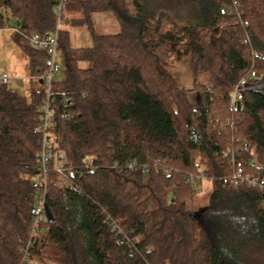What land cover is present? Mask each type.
<instances>
[{
    "label": "trees",
    "instance_id": "16d2710c",
    "mask_svg": "<svg viewBox=\"0 0 264 264\" xmlns=\"http://www.w3.org/2000/svg\"><path fill=\"white\" fill-rule=\"evenodd\" d=\"M201 1L177 26L168 0H118L120 31L110 35L95 32L92 16L114 10L111 0L66 1L63 24L92 33L90 47L73 48L61 29L65 77L54 82L51 133L75 189L61 187L50 166L53 220L31 238L47 56L29 40L55 29L58 1L0 0L38 76L30 99L0 92V264H21L26 253L30 264H264V188L226 181L237 163L264 179V0ZM3 20L0 11V28ZM184 60L191 90L169 71ZM252 72L231 111L230 93ZM202 180L211 184L209 205L188 210Z\"/></svg>",
    "mask_w": 264,
    "mask_h": 264
},
{
    "label": "built area",
    "instance_id": "2783aa9c",
    "mask_svg": "<svg viewBox=\"0 0 264 264\" xmlns=\"http://www.w3.org/2000/svg\"><path fill=\"white\" fill-rule=\"evenodd\" d=\"M58 3L54 9L57 17V23L55 29L47 34H34L30 37V45L32 48L42 51L46 54V68L47 71L42 76L43 86L45 89V99L43 104L37 109L38 118L36 121L35 132L39 135L40 152L38 154V167L40 171L39 184L42 187L39 205L32 209V231L31 238L41 228L42 223L47 219L45 208H46V195L48 188V179L50 166L60 176V186L75 189L73 184L68 179V173L70 168L67 164V156L64 150L59 148V145L51 133V129L54 127L56 118V107L55 104L58 102V98L54 92V82L56 81V75L60 72V65L57 61L58 58V46L61 32V26L64 23L62 18L63 7L67 0H57ZM247 26L248 23L244 22ZM255 77V73L252 72L249 77H245L240 83L233 89L229 95L230 110L235 111L238 102H240L245 94L246 87L248 84V78ZM2 86L7 87L9 83V77L7 74L1 76ZM63 102L67 101V95L61 94ZM65 119H68V115H64ZM255 158V157H254ZM254 166L259 168V164L255 161ZM96 167L94 161L88 160L84 163V168L87 170H93ZM127 167L133 171L137 167V163L130 162ZM237 169L234 173L226 180L232 183L234 186L246 184L252 188H264V179H260L256 175L244 173L242 165L236 164ZM21 264H30L27 253L23 256Z\"/></svg>",
    "mask_w": 264,
    "mask_h": 264
},
{
    "label": "rangeland",
    "instance_id": "374dc122",
    "mask_svg": "<svg viewBox=\"0 0 264 264\" xmlns=\"http://www.w3.org/2000/svg\"><path fill=\"white\" fill-rule=\"evenodd\" d=\"M118 0H111L113 3V6H118V4H115V2ZM148 3L156 4V6H160V4L156 1L158 0H146ZM160 1V0H159ZM168 4H172V14L173 19L175 21V24L177 26H186L189 24L190 16L194 14L195 10H201L199 9L201 0H168ZM199 6V7H198ZM204 6V5H203ZM202 8V7H201ZM113 13L115 16L121 15V10L116 7L113 10ZM11 20H9L8 24L9 26L4 27L3 29L0 28V78L1 76L6 73L7 70L11 71H18L20 74H26L25 70V63L19 58V50H16L13 42L10 39V35L13 31L14 27V20L12 16L10 17ZM110 19V18H109ZM96 28L95 32L97 34H114V32H118L119 28H116L117 31H103V29L99 26L98 20H95ZM61 29L68 30L71 32L72 36V42L71 45L74 47H89L92 44V33L88 29V26H78V27H71L69 24H62ZM57 61L60 65V72L56 75V79L59 81H62L65 77L64 75V65L62 62L61 55L58 54ZM187 61V60H184ZM183 62V61H182ZM179 64V63H178ZM88 64H82V67H87ZM177 66H172L169 68V71L171 73H176L175 68ZM24 68V70H23ZM180 73V71L178 72ZM8 77L10 78V75L6 73ZM174 76V75H173ZM188 78V77H187ZM176 80V79H175ZM188 87H191V84L189 81L187 82ZM187 85H181L182 87L187 89ZM21 86L26 87V83H22ZM22 87V88H23ZM23 97L26 99H30V91L26 92L22 91L20 93ZM191 98L193 96L191 95ZM201 170L205 169L204 166H201ZM196 188L198 189L197 195L190 201L187 202V209L195 212H200L209 205V198L211 194V184L208 180H202L200 183L196 184Z\"/></svg>",
    "mask_w": 264,
    "mask_h": 264
},
{
    "label": "crops",
    "instance_id": "0c3cea01",
    "mask_svg": "<svg viewBox=\"0 0 264 264\" xmlns=\"http://www.w3.org/2000/svg\"><path fill=\"white\" fill-rule=\"evenodd\" d=\"M118 7V6H117ZM120 9V6L118 7ZM1 13H3L4 15V20H3V25L1 27V29H3L6 26H9L8 22L11 17L9 11L7 8H1L0 9ZM110 18V19H109ZM98 20L99 26L103 29V31H117L116 28H119L120 31V23L118 21V17L114 15L113 10L112 11H108L105 13H97L94 14L92 16V21H93V26L94 28H96V24H95V20ZM15 22V21H14ZM71 27H78V26H71ZM15 30V23H14V27H13V31L10 35V39L13 42L16 50H19V58H21V60L25 63L26 67V74H20L18 73V71H11V70H7L6 73H8L10 75L9 78V83L7 85L6 88H4L2 86V81L0 78V92L3 91H11V92H15L19 95H21L20 93L22 91L28 92L30 91V97L32 95L33 89L35 87V81H38V76H34L30 73L29 68H28V60L26 55L24 54V52L21 50V48L13 41L12 39V35L14 33ZM118 31V32H119ZM118 32H114V34H117ZM107 33V32H105ZM103 34V33H102ZM109 34H104V35H110ZM70 37H71V42H72V36H71V32H70ZM73 48H82V47H74ZM90 47V46H89ZM189 61H183L179 64H177L175 71L176 73H171L172 75H174L173 77L176 79L177 83L181 86V85H187V82L189 81V83L191 84V87H188L187 85V89L191 90L193 88V79H192V74L190 71V66H189ZM24 70V68H23ZM180 71V73H178ZM4 73V74H6ZM188 77V78H187ZM208 79H209V74H202L199 76V83L203 84V85H208ZM42 79L40 80V86L43 87V83H41ZM56 81H59L58 79H56ZM26 83V87L21 86L22 83ZM23 87V88H22ZM41 88V87H40ZM42 89V88H41ZM22 96V95H21Z\"/></svg>",
    "mask_w": 264,
    "mask_h": 264
},
{
    "label": "water",
    "instance_id": "95a60500",
    "mask_svg": "<svg viewBox=\"0 0 264 264\" xmlns=\"http://www.w3.org/2000/svg\"><path fill=\"white\" fill-rule=\"evenodd\" d=\"M41 83H43V81H41ZM45 212H46L47 219H48L49 221H52L53 218H52V215H51V213H50L49 208H48L47 205H46V208H45Z\"/></svg>",
    "mask_w": 264,
    "mask_h": 264
}]
</instances>
